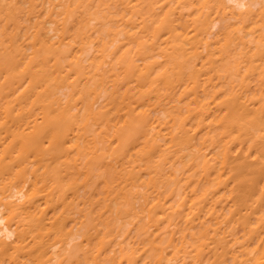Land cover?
<instances>
[{
  "label": "bare ground",
  "instance_id": "obj_1",
  "mask_svg": "<svg viewBox=\"0 0 264 264\" xmlns=\"http://www.w3.org/2000/svg\"><path fill=\"white\" fill-rule=\"evenodd\" d=\"M0 264H264V0H0Z\"/></svg>",
  "mask_w": 264,
  "mask_h": 264
}]
</instances>
